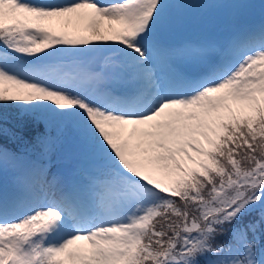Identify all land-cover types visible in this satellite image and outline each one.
Listing matches in <instances>:
<instances>
[{"label":"snow or ice","instance_id":"6c2138e0","mask_svg":"<svg viewBox=\"0 0 264 264\" xmlns=\"http://www.w3.org/2000/svg\"><path fill=\"white\" fill-rule=\"evenodd\" d=\"M190 6L225 38L170 40ZM255 7L0 0V264H264Z\"/></svg>","mask_w":264,"mask_h":264},{"label":"rangeland","instance_id":"374dc122","mask_svg":"<svg viewBox=\"0 0 264 264\" xmlns=\"http://www.w3.org/2000/svg\"><path fill=\"white\" fill-rule=\"evenodd\" d=\"M225 0L223 3H227ZM168 2H175L176 0H168ZM218 0H215L217 3ZM209 16L207 19H205ZM232 10L227 8H218L206 14L202 20H197L190 12L181 11L177 9L176 19L179 21L175 30L170 34L169 38L172 41L184 39V29L189 28L188 35L196 41L216 42L221 36L227 34L229 28L227 25L233 21ZM187 26H184V24ZM192 40V41H193Z\"/></svg>","mask_w":264,"mask_h":264}]
</instances>
